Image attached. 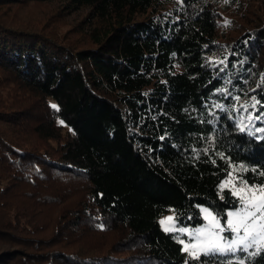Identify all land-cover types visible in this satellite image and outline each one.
<instances>
[{
	"label": "trees",
	"instance_id": "trees-1",
	"mask_svg": "<svg viewBox=\"0 0 264 264\" xmlns=\"http://www.w3.org/2000/svg\"><path fill=\"white\" fill-rule=\"evenodd\" d=\"M231 173L264 185V0H0V264H264L160 224L225 218Z\"/></svg>",
	"mask_w": 264,
	"mask_h": 264
},
{
	"label": "rangeland",
	"instance_id": "rangeland-1",
	"mask_svg": "<svg viewBox=\"0 0 264 264\" xmlns=\"http://www.w3.org/2000/svg\"><path fill=\"white\" fill-rule=\"evenodd\" d=\"M63 6L62 3L58 2V1H53L50 2L49 4H42V5H28L25 6V8L21 9V15L24 17H34L32 15H37L36 17L38 19L43 18L45 14L48 13V11L53 12L56 11L58 9H60ZM45 8H52L54 10H48ZM56 8V9H55ZM43 9L47 10V12H45ZM91 14H88L87 9H77L73 12H71L70 14H68V16L66 17V19L64 21H62L64 23L63 28L64 29H68L72 26L75 25V27H83L86 30H90V22H88V20H90L91 18ZM28 19V18H27ZM91 21H95L94 19H91ZM232 177H236L234 176V173H231V177L230 175L227 177V179L225 181H223L222 185L223 188H229L233 193H235V195L239 196L241 198L242 195H245L246 192V185L244 184H240L237 180H232ZM231 181V182H229ZM241 189H245V191H241ZM248 196L251 195V193H247ZM242 205H240L238 208L236 209H231L229 211H227L226 213V217L223 218L217 214H215L209 207L206 206H201V211L202 209H208L209 212H211L214 216H216L219 219V222L221 224H224L226 221L232 219V217H230L228 215V213L230 212H234L235 210L239 209ZM202 215L204 217V223L192 228V227H184V226H180L177 224L176 220H175V215L174 212H168L166 214H164L161 218H160V224L163 228V230H165L166 228H170L172 230H170L169 232L175 233L177 236L180 237V239H182V242L184 244V249H185V245H187V250H185L187 252L188 257H192V258H197L200 257L201 255H205L201 249H203L204 247H211L213 244L215 243H219L220 245H222L225 248V252L224 253H219V252H213V253H218V254H235L239 249L241 248H245L248 244H251V247H260L261 245H264V240L261 239L260 236L258 235H253L252 237H247L244 239V243L243 244H239L237 243L233 250L229 251L228 250V246L231 244L233 239H239L240 237H243V232L240 233V236L238 237L237 234L226 230L224 233H221V235L227 237L226 240H221V241H216L213 237H211L208 232H204L203 235H200L197 233V229H206L209 226V221L211 220V217H207L205 213L202 211ZM171 217L172 219L169 220L168 218ZM161 221H164V223L162 224ZM180 229H185L184 232H181ZM166 231V230H165ZM213 231H216L215 229H213ZM193 245H195V247H193ZM263 248V247H262ZM192 253H196V257H194L192 255ZM211 254V253H209Z\"/></svg>",
	"mask_w": 264,
	"mask_h": 264
},
{
	"label": "snow or ice",
	"instance_id": "snow-or-ice-1",
	"mask_svg": "<svg viewBox=\"0 0 264 264\" xmlns=\"http://www.w3.org/2000/svg\"><path fill=\"white\" fill-rule=\"evenodd\" d=\"M257 103L260 102L257 101ZM52 107L58 110L57 105H52ZM257 118L259 119V117ZM231 179L241 180V182L244 185H246L245 195L241 196L242 206L239 209L235 210L234 212L228 213V215L232 217V219L226 221L224 224H221L219 222V219L216 216H214L211 212H209L208 209H202V211L206 215V218L211 217V220L209 221V226L206 229L196 230L197 233L200 235H203L205 231L208 232V234L211 237H213L217 242L227 239V237L221 235V233H224L226 230L237 234L238 237L240 236V233L243 232L244 234L243 237L232 240L231 244L228 246L229 251L233 250L234 246L237 243L243 244L245 238L252 237L254 234L260 236L261 239L264 240V185L256 186V185L248 184L247 181H242V178H238V177H232ZM221 187L223 188V185ZM241 191H245V189H241ZM247 193H251V195L248 196ZM168 219L171 220L172 218L169 217ZM161 223L163 224L164 221H161ZM213 229H215L216 231H213ZM165 230L170 231L172 229L166 228ZM180 231L184 232L185 229H180ZM251 246H252L251 244H248L244 250L246 251L247 247H251ZM187 247L188 246L185 245V250H187ZM193 247H195V245H193ZM262 247H264V245L258 247L256 249V252L251 253V255H256L261 250ZM201 251L205 255L213 252L224 253L225 248L219 243H215L211 247H204L203 249H201ZM192 255L196 257L197 254L192 253ZM241 264H243V262H241Z\"/></svg>",
	"mask_w": 264,
	"mask_h": 264
}]
</instances>
